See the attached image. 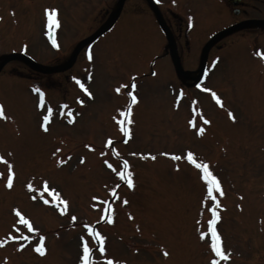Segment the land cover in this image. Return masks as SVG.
<instances>
[{
	"label": "rangeland",
	"instance_id": "rangeland-1",
	"mask_svg": "<svg viewBox=\"0 0 264 264\" xmlns=\"http://www.w3.org/2000/svg\"><path fill=\"white\" fill-rule=\"evenodd\" d=\"M116 2L0 0V58L21 52L45 64L60 61ZM158 2L188 68L197 66L214 32L246 17H264V0H245L238 13L227 0ZM45 9L56 10L57 23H48ZM166 44L145 1L125 0L114 26L91 42L85 56L82 47L69 69L41 75L17 60L2 67L0 264H80L85 244L92 250L89 264H105L103 257L118 264H264V26L236 29L213 44L201 91L176 80L169 56H160ZM176 83L202 108L192 104L199 115L185 98L172 107ZM33 88L43 93L40 104ZM129 93L135 102L123 118ZM76 94L70 108L61 110L67 95ZM120 119L129 133L125 143L119 142L124 131L117 133ZM200 125L204 131L197 135ZM188 151L209 165L220 184L214 226L225 258L211 250L210 197L198 169L187 162ZM123 161L132 188L117 175L126 174ZM85 224L104 237L103 252Z\"/></svg>",
	"mask_w": 264,
	"mask_h": 264
},
{
	"label": "snow or ice",
	"instance_id": "snow-or-ice-1",
	"mask_svg": "<svg viewBox=\"0 0 264 264\" xmlns=\"http://www.w3.org/2000/svg\"><path fill=\"white\" fill-rule=\"evenodd\" d=\"M55 14H56V10L55 9H52L51 11H49L48 9H45V15L48 18V23L49 24H51V23H57V21L54 20ZM189 25H191V19H189ZM53 46H56L54 41H53ZM88 58L90 60L92 59V57H91L90 54L88 55ZM81 87H83V85H81ZM133 87H135L134 84H133ZM197 87H199V85ZM33 91L34 92H39V89L38 88H33ZM206 91H208V90L206 89ZM90 95L91 94L89 93V96ZM129 95L131 96V93H129ZM212 95H213V98L216 100V102L219 104L220 103V100L216 96V94L213 92ZM40 96H41V99H43V93L42 92L40 93ZM133 102H135V97H133ZM48 111H49V113H51V108H49ZM229 115L231 116V113H229ZM0 116H3V106L2 105H0ZM232 118L234 119V117H232ZM200 119L203 121V124L210 123L203 116H200ZM43 120L44 121H48L49 120V115H44L43 116ZM71 122L72 121L69 120V123H71ZM189 125L195 128V123H194L193 120H190L189 121ZM40 127H41L42 130L47 131V128H46V126L44 124H41ZM122 131H124V134L125 135H129V133H128L127 130L122 129ZM196 131H197V135H199V134L203 133L204 128L201 126L200 128L196 129ZM57 152H59V149H57ZM164 155H168V154L167 153H164ZM182 158L183 157H181V156H175V155L172 156V159H174V160H178V159H182ZM187 160L190 163H192L197 169H201L202 170L201 179L206 182L207 188H208V193L211 196V199L213 201H215V196L212 195V192H213V190L220 191V184H219V182L217 180V177L209 170V165L207 163H197V161H196V159L194 157V154L191 151H188L187 152ZM83 161H84V158L81 157V163H83ZM61 163H64V161L61 160V159H58L57 160V164L59 165ZM105 164L109 168L112 167V165L109 164L108 161H105ZM123 164H124L125 167H127V161H123ZM117 175L120 176L121 180H125L127 182L129 188H132L134 186L133 180L130 178L132 176V173L131 172H127L126 174L117 173ZM7 186L9 188L12 186L11 166L9 167V176H8V184H7ZM27 187L30 190L33 188V186L30 183L27 185ZM220 194L223 195L222 192ZM33 198H36V197H33ZM45 203H48V201L46 200ZM63 203L66 204V201L63 202ZM105 203H107V201H105ZM125 203H126V201H125ZM237 207H239V205ZM13 211L16 212V215L17 216H20V213L16 209H13ZM210 211L212 212V219H210L208 221V224H209V229L211 231V237H212L211 250H212V252L217 257L225 258V254H224L222 248L220 247V237L217 234L215 228L213 227L215 221L218 219V216H217V214L215 212V209H210ZM104 218L105 217H102V219H104ZM72 219L75 220V217H72ZM108 219H109V222H111V218L108 217ZM21 223L22 224H25V225H28L29 228H31V225L29 224L28 220L24 219L23 217H21ZM84 227H85V229L88 230V232L93 237H98V239L100 241H103L104 237L99 236V233L93 231L92 226H90L88 224H85ZM199 234H200L201 239H204L205 238V233L204 232L201 231ZM10 238H12V237H10ZM19 247L22 249L24 247V245L23 244H20ZM35 251L38 252V253H40L41 255L44 254V249L42 247H40V246H37L35 248ZM91 251L92 250L86 244L83 246V254L79 257L80 264H89L88 258H89L90 254H91ZM100 251L101 252L104 251V249H103L102 246L100 247ZM164 255H167V252H165ZM108 264H112V261L109 260L108 261ZM210 264H217L216 259H213L210 262Z\"/></svg>",
	"mask_w": 264,
	"mask_h": 264
},
{
	"label": "water",
	"instance_id": "water-1",
	"mask_svg": "<svg viewBox=\"0 0 264 264\" xmlns=\"http://www.w3.org/2000/svg\"><path fill=\"white\" fill-rule=\"evenodd\" d=\"M148 1L151 4V6L153 7L154 11L156 12V15L158 17V20H159V22H160V24L162 26V29H163V31H164V33L166 35V38H167L168 44H169V50L171 52V55H172V58H173V61H174L175 68L177 69V71L180 74L185 75V72L180 68L178 59H177V57H176V55L174 53V50H173V47H172V42L173 41H172V37H171L170 31L166 27V25L162 22V19H161L160 15H159V12L156 9V7L152 5V3H151L150 0H148ZM122 2H123V0H119V3L117 5V7L115 8V10L111 14V16L106 20V22L96 32H94L89 38H87L84 41H82L79 46H81L83 43H85L86 41H88L89 39H91L92 37H94L95 35L100 34L101 32H103L104 30H106L107 28H109L112 25V23L114 22V20L116 19L117 15L119 13V10H120V7H121ZM248 21L257 22V23H264V20H247V21L245 20V21H242L240 23H236V24L232 25L231 27H229L228 29L223 30V31H220L217 34H215L214 36H212V38L206 43V45L204 47L203 56H202L201 61H200V64H199L198 71H201L202 70V64L204 62L205 55H206V50L209 47V45L213 41H215L218 37H220L222 34L229 32L231 29H233L235 27L241 26V25L247 23ZM13 58L21 59V60L25 61L31 67H33L35 69H41L42 71H50V70L62 69V68L67 67L69 65V63H70V61H68L66 64H64L62 66H58V67L40 68V65L39 64H37L36 62L32 61L28 57H25V56L20 55V54H6V55H4L3 60L0 62V67L7 60H10V59H13Z\"/></svg>",
	"mask_w": 264,
	"mask_h": 264
}]
</instances>
